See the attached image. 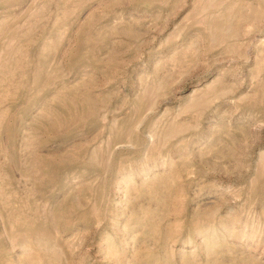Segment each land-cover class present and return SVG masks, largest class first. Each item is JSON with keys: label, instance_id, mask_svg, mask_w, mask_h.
Instances as JSON below:
<instances>
[{"label": "rangeland", "instance_id": "rangeland-1", "mask_svg": "<svg viewBox=\"0 0 264 264\" xmlns=\"http://www.w3.org/2000/svg\"><path fill=\"white\" fill-rule=\"evenodd\" d=\"M0 264H264V0H0Z\"/></svg>", "mask_w": 264, "mask_h": 264}]
</instances>
